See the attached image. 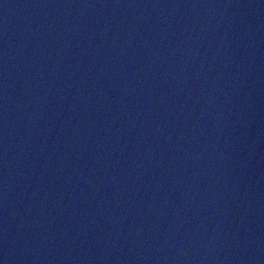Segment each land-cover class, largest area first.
Returning a JSON list of instances; mask_svg holds the SVG:
<instances>
[{"label":"water","instance_id":"water-1","mask_svg":"<svg viewBox=\"0 0 264 264\" xmlns=\"http://www.w3.org/2000/svg\"><path fill=\"white\" fill-rule=\"evenodd\" d=\"M0 264H264V0H0Z\"/></svg>","mask_w":264,"mask_h":264}]
</instances>
